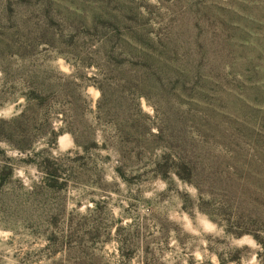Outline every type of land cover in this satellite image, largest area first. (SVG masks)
Returning a JSON list of instances; mask_svg holds the SVG:
<instances>
[{"label": "rangeland", "instance_id": "374dc122", "mask_svg": "<svg viewBox=\"0 0 264 264\" xmlns=\"http://www.w3.org/2000/svg\"><path fill=\"white\" fill-rule=\"evenodd\" d=\"M0 264H264V0H0Z\"/></svg>", "mask_w": 264, "mask_h": 264}, {"label": "trees", "instance_id": "16d2710c", "mask_svg": "<svg viewBox=\"0 0 264 264\" xmlns=\"http://www.w3.org/2000/svg\"><path fill=\"white\" fill-rule=\"evenodd\" d=\"M2 174H3V173H2V170H0V178L2 177Z\"/></svg>", "mask_w": 264, "mask_h": 264}]
</instances>
